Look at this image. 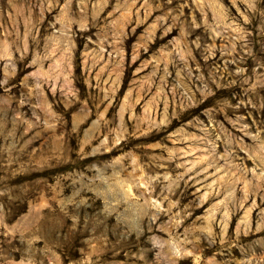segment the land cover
<instances>
[{
    "label": "rangeland",
    "instance_id": "obj_1",
    "mask_svg": "<svg viewBox=\"0 0 264 264\" xmlns=\"http://www.w3.org/2000/svg\"><path fill=\"white\" fill-rule=\"evenodd\" d=\"M0 264H264V0H0Z\"/></svg>",
    "mask_w": 264,
    "mask_h": 264
}]
</instances>
